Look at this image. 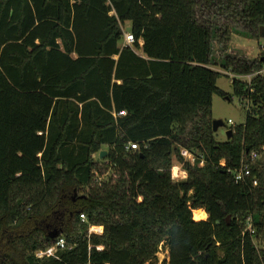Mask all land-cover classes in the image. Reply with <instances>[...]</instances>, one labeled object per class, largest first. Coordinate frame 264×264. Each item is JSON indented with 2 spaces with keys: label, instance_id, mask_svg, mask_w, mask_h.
I'll return each mask as SVG.
<instances>
[{
  "label": "trees",
  "instance_id": "16d2710c",
  "mask_svg": "<svg viewBox=\"0 0 264 264\" xmlns=\"http://www.w3.org/2000/svg\"><path fill=\"white\" fill-rule=\"evenodd\" d=\"M262 26L264 0H0V264H152L160 247L162 264H264V170L250 160L264 147V74L235 77L264 53L228 48ZM214 65L249 102L224 142L212 100L232 95ZM174 164L186 179H171ZM101 168L114 178L96 182ZM57 238V257L35 256Z\"/></svg>",
  "mask_w": 264,
  "mask_h": 264
},
{
  "label": "rangeland",
  "instance_id": "374dc122",
  "mask_svg": "<svg viewBox=\"0 0 264 264\" xmlns=\"http://www.w3.org/2000/svg\"><path fill=\"white\" fill-rule=\"evenodd\" d=\"M123 33H129L130 32V23L125 22L123 25ZM123 43V42H122ZM260 47H264V36L260 37L258 40L256 39H250L245 38L243 36H236L232 35L231 40L228 44L229 50H237L240 52H244L247 57L249 58H255L258 54L261 53ZM215 50H217V47H215ZM216 61H218L220 58V55L218 52H214V56ZM212 68L219 72L222 76L219 78L217 82V86L222 89L224 92L228 93L229 95H232V99L228 100L227 98H222L219 96H214L212 100V118L214 120H221L224 123L223 127H219L217 131L215 132V138L219 142H224L227 140L226 138V131L231 127V125L228 124V121H231L234 124V127L237 125H241L244 123L245 120V111L242 108V103L240 102L239 98L232 93V77L234 76L231 72L222 69L219 65H214ZM105 147H103V150ZM251 161H255L260 165V167L264 170V147L261 149V152L253 155L252 153ZM95 161L100 160L97 155L95 154L93 156ZM249 158L244 157L243 159V165L247 166V160ZM246 161V162H245ZM223 164V162H222ZM180 165V164H175ZM182 166V165H181ZM183 167V166H182ZM249 168V167H248ZM103 169L102 173L100 174L97 172V175H95V179L99 178L102 181H107L110 178H114V171L108 168H101ZM87 188H85L86 190ZM82 190H79L77 192L78 195H82ZM198 213V214H197ZM193 215V218H195L199 221L200 219L206 220L207 215H205L202 212H197ZM195 220V219H194ZM99 228V227H98ZM89 234V232H87ZM255 243L257 245V248L264 250V239L259 237L255 240ZM168 252L165 248L160 247L159 252L157 253L156 260L152 264H162V262L167 258Z\"/></svg>",
  "mask_w": 264,
  "mask_h": 264
},
{
  "label": "built area",
  "instance_id": "2783aa9c",
  "mask_svg": "<svg viewBox=\"0 0 264 264\" xmlns=\"http://www.w3.org/2000/svg\"><path fill=\"white\" fill-rule=\"evenodd\" d=\"M134 39L133 36L130 33H126L123 34V44L124 45H131L133 43ZM261 53H264V47H260ZM258 74H264V67L257 73L254 74H247V75H243V76H235L236 78H239L240 80H242L243 82H245L246 84H251L252 80L254 79V77ZM243 99V105L245 107V110L249 108V102L247 101L246 98H242ZM241 99V100H242ZM242 102V101H241ZM125 115L124 111H120L117 116H123ZM228 124L231 126H234V124L231 121H228ZM129 148L130 149H137V145L136 144H129ZM180 155L184 158L185 161L190 162V164H194L195 163V156L190 153L188 150L186 149H181L180 150ZM253 155L256 156V153H253ZM199 165H203V161H200ZM233 180L235 182H240L241 180H243L245 175L249 174V168L247 166H244L243 164H241V166L236 169V170H229L228 171ZM97 175V174H96ZM187 177V172L185 171V169L181 166V165H173L171 168V179L173 181H179V180H183L186 179ZM95 179V178H94ZM96 182L101 183V179L96 178L95 179ZM257 184V180L254 178L253 180V185ZM80 221L85 223L86 222V218L84 215H80ZM100 230H98V226H91L88 230L89 233H95V234H101L102 233V227H99ZM65 248V240L63 238H57L55 244L46 247L45 249L39 250L37 252H35V256L37 258H43V257H57L56 254L58 252L59 249H63ZM96 249L98 250H102V247H97Z\"/></svg>",
  "mask_w": 264,
  "mask_h": 264
},
{
  "label": "water",
  "instance_id": "95a60500",
  "mask_svg": "<svg viewBox=\"0 0 264 264\" xmlns=\"http://www.w3.org/2000/svg\"><path fill=\"white\" fill-rule=\"evenodd\" d=\"M259 35H260V37L264 36V26L259 28ZM212 126H213V131L216 132L219 127L224 126V123L221 120H213ZM225 135H226L227 139H230L232 136V131L227 130ZM105 155H106L105 150L100 151L99 152V159H103L105 157ZM56 236H57V233L55 232L54 235H52V237H56Z\"/></svg>",
  "mask_w": 264,
  "mask_h": 264
},
{
  "label": "crops",
  "instance_id": "0c3cea01",
  "mask_svg": "<svg viewBox=\"0 0 264 264\" xmlns=\"http://www.w3.org/2000/svg\"><path fill=\"white\" fill-rule=\"evenodd\" d=\"M139 43H140V45H142V42H139ZM136 52H137V54H139L140 56L143 57V53L141 52V50H137Z\"/></svg>",
  "mask_w": 264,
  "mask_h": 264
},
{
  "label": "bare ground",
  "instance_id": "6f19581e",
  "mask_svg": "<svg viewBox=\"0 0 264 264\" xmlns=\"http://www.w3.org/2000/svg\"><path fill=\"white\" fill-rule=\"evenodd\" d=\"M196 219V218H195ZM98 230H100V228H98Z\"/></svg>",
  "mask_w": 264,
  "mask_h": 264
}]
</instances>
